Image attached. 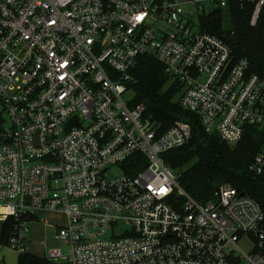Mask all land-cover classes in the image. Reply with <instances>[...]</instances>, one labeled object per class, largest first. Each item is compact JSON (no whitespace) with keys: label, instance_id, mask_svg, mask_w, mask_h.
Masks as SVG:
<instances>
[{"label":"built area","instance_id":"obj_1","mask_svg":"<svg viewBox=\"0 0 264 264\" xmlns=\"http://www.w3.org/2000/svg\"><path fill=\"white\" fill-rule=\"evenodd\" d=\"M264 0H0V221L19 253L33 221L67 223L54 264H264V212L223 184L199 203L164 155L192 138L132 106L131 70L151 56L177 102L231 148L264 137V75L200 18ZM251 171L264 180V142Z\"/></svg>","mask_w":264,"mask_h":264},{"label":"trees","instance_id":"obj_2","mask_svg":"<svg viewBox=\"0 0 264 264\" xmlns=\"http://www.w3.org/2000/svg\"><path fill=\"white\" fill-rule=\"evenodd\" d=\"M253 6L233 4L228 10H219L200 18L203 31L223 40L232 50L235 61L246 59L253 73L264 75V9L255 26L250 24ZM229 21L230 26H226ZM133 91L132 106L143 104L147 117L165 130L177 121L188 123L192 138L185 146L166 153L165 162L179 172L180 187L199 203L210 200L223 184L245 192L261 206L264 212V180L251 171L261 150L264 137L259 130L248 128L244 139L231 148L218 134L208 133L199 116L184 110L176 98L180 91L172 83L165 68L151 56H140L130 72ZM4 118L0 115V129ZM15 221L3 222L0 245H9ZM18 264H54L28 250L18 254Z\"/></svg>","mask_w":264,"mask_h":264},{"label":"crops","instance_id":"obj_3","mask_svg":"<svg viewBox=\"0 0 264 264\" xmlns=\"http://www.w3.org/2000/svg\"><path fill=\"white\" fill-rule=\"evenodd\" d=\"M67 223V219L63 214L57 213H49L46 216V221H33L29 226V232L25 241V246L27 250L41 258H45L46 251H47V244L50 240V235L54 233V237L57 241L61 242L57 238L58 231L61 227L65 226ZM3 222L0 221V237H1V230H2ZM5 254V252H4ZM14 264L7 260L5 256L1 257L0 253V264Z\"/></svg>","mask_w":264,"mask_h":264},{"label":"rangeland","instance_id":"obj_4","mask_svg":"<svg viewBox=\"0 0 264 264\" xmlns=\"http://www.w3.org/2000/svg\"><path fill=\"white\" fill-rule=\"evenodd\" d=\"M226 26H230L229 21L226 22ZM132 98H133L132 93L124 95L125 100H131ZM176 100H178V96H177ZM3 118H4V127L5 128L9 127L8 115L4 114ZM176 173L178 174L179 172H176ZM53 248H61L64 252H66L68 250V248L65 247L62 242H59L55 239L54 233H52L50 235V240L47 244V251L46 252H48L50 249H53ZM4 252H5V254H4ZM0 253H1V257L5 256L7 258V260H9V262L10 261L12 262V260H13L15 262L14 264H18L19 252L17 250L12 249L9 245H7V244L0 245ZM46 255H47V253H46ZM46 255H45V257H46Z\"/></svg>","mask_w":264,"mask_h":264}]
</instances>
